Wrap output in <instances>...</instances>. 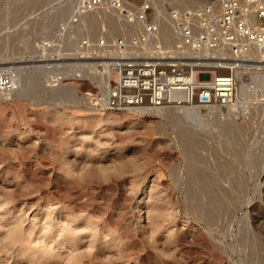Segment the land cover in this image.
Segmentation results:
<instances>
[{
	"label": "rangeland",
	"instance_id": "obj_1",
	"mask_svg": "<svg viewBox=\"0 0 264 264\" xmlns=\"http://www.w3.org/2000/svg\"><path fill=\"white\" fill-rule=\"evenodd\" d=\"M79 1L0 0V264H264V92L190 129L93 109L121 33Z\"/></svg>",
	"mask_w": 264,
	"mask_h": 264
},
{
	"label": "built area",
	"instance_id": "obj_2",
	"mask_svg": "<svg viewBox=\"0 0 264 264\" xmlns=\"http://www.w3.org/2000/svg\"><path fill=\"white\" fill-rule=\"evenodd\" d=\"M99 10L113 13L133 33L98 39L105 52L102 76L113 70L117 77L84 94L93 109L228 108L237 100L243 74L264 63V0H80L72 23ZM203 72L212 77L201 79ZM9 83L2 81L3 87Z\"/></svg>",
	"mask_w": 264,
	"mask_h": 264
},
{
	"label": "bare ground",
	"instance_id": "obj_3",
	"mask_svg": "<svg viewBox=\"0 0 264 264\" xmlns=\"http://www.w3.org/2000/svg\"><path fill=\"white\" fill-rule=\"evenodd\" d=\"M197 2L203 3L205 1L204 0H197ZM98 12L102 13V14H105V13L108 14L109 13L106 10H99V11H95L93 13H98ZM108 17L109 18H107V19H109V21H108L109 22V28L107 27V29H106L107 34L111 35L113 33L118 34V33H123V32L130 33L129 31L132 32L133 27L126 25L125 23L122 24V23L118 22L117 19L114 17L113 13L109 14ZM93 19L94 18L92 15L84 16L82 19V25H80V28L82 30H83V28H91L90 25L92 24V21H94ZM83 31H85V30H83ZM100 31H101V27H100ZM113 35H115V34H113ZM167 36H168L169 41H173L175 38V34L169 29H167ZM249 74H250V77H249L250 81H247L248 78H245L244 76L241 77V80L237 86V100L232 106L228 107V112L235 110V109H238V108L243 109L244 108L243 107L244 102H248L247 98L253 97V96L256 98L259 96V91L264 92V66H262L259 70L252 71ZM12 75H15V74H12ZM111 76H112V72L110 70H107L105 77H101L100 79L98 78L97 80L99 83L104 84ZM8 81L10 82L9 87L5 86V87H3V89H8L7 92L12 91V90H13L12 92H15L19 87L17 88L15 84H12L10 75L8 77ZM243 81H245V83H243ZM261 95H263V94H261ZM161 113L165 114L166 118L171 123L176 124L178 126H181L182 128L184 127L185 129H190L194 125L196 127L197 126L198 127L199 126L200 127H206L207 125H210V123H211L208 121V119L206 117H204V115L201 113V111L194 106H188V105H178V106H174V107L167 106L161 110ZM220 113H222L221 108H212V109L207 110V115H211V117H220L219 116ZM191 115L194 116V118L196 120H194V118L191 117ZM190 117L193 118V120ZM229 122H230V120H229ZM225 123H227V122H225ZM228 123H227V125H228Z\"/></svg>",
	"mask_w": 264,
	"mask_h": 264
}]
</instances>
